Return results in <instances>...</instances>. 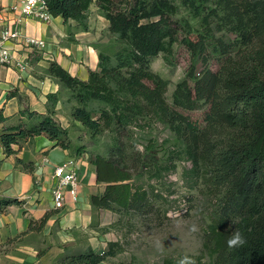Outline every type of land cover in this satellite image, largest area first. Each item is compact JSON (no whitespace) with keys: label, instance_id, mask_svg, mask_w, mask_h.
<instances>
[{"label":"trees","instance_id":"trees-1","mask_svg":"<svg viewBox=\"0 0 264 264\" xmlns=\"http://www.w3.org/2000/svg\"><path fill=\"white\" fill-rule=\"evenodd\" d=\"M46 1L52 15L64 21L74 19L82 29L87 28L89 7L95 3L120 42L112 54L98 50L97 68L89 69L85 80L50 60L45 71L78 102L71 117L98 132L137 123L153 112L174 136L161 154L153 138L130 153L115 139L106 154L87 157L97 182L104 183L89 195L90 225H98L100 208L162 222L167 218L168 198L161 193V179L186 159L190 164L183 166V176L203 185L216 201L202 232V250L211 258L209 264H264V0ZM181 6L199 25L185 21L189 24L180 41L192 61L167 103L163 96L167 79L153 71L149 61L159 52H171L176 27L169 15ZM210 58L219 62L215 69L208 65ZM197 61L202 63L199 70ZM56 94H48L49 99L54 100ZM92 100L104 104L97 117L88 107ZM191 110H201L200 118L191 117L187 112ZM5 119L0 107V121ZM38 134L69 148L68 130L50 108L45 113L22 110L16 124L1 129L0 143L9 155L15 152L14 143L21 146ZM76 153L81 149L76 148ZM15 162L24 170L34 168L24 157H16ZM143 175L148 181H139ZM22 201L2 197L0 210ZM48 214L31 219L29 229H40ZM235 230L244 235L246 243L230 249L227 239ZM116 245L117 240H108L101 251L86 246L58 258L62 264H100L116 252ZM165 263L174 264L171 260Z\"/></svg>","mask_w":264,"mask_h":264},{"label":"crops","instance_id":"crops-1","mask_svg":"<svg viewBox=\"0 0 264 264\" xmlns=\"http://www.w3.org/2000/svg\"><path fill=\"white\" fill-rule=\"evenodd\" d=\"M20 5L21 0H0V27L15 22L20 32L40 37L46 43L36 48L18 41L5 42L12 60L9 65L0 64V107L6 116L0 121V131L16 124L19 113L25 109L45 113L50 108L53 116L57 115L63 102V87L45 69L50 60H55L70 74L87 79L89 69H95L98 64L96 20H107L99 12L91 16L92 9L98 7L95 3L89 7L85 29L74 19L64 21L60 15H52L47 22L22 16ZM11 91L13 94H9ZM50 93L58 94L51 100ZM12 147L15 152L7 155L0 143V198L16 197L23 201L0 210V243H4L0 264H62L58 257L71 248L91 246L101 251L98 245L106 240L90 225L93 210L89 195L101 190L104 184L97 182L94 166L87 156L55 144L43 134L35 135L21 146L14 143ZM16 157L32 161L33 170L22 169L15 162ZM68 158L74 159L78 175L77 196L73 198L66 192L63 206L56 208L51 195L55 183L52 172ZM98 211L100 214L109 209ZM45 212L49 214L42 227L29 229L30 220H38ZM37 237L43 244L37 243ZM8 238L12 239L6 242ZM43 248L44 252L38 255V250Z\"/></svg>","mask_w":264,"mask_h":264},{"label":"rangeland","instance_id":"rangeland-1","mask_svg":"<svg viewBox=\"0 0 264 264\" xmlns=\"http://www.w3.org/2000/svg\"><path fill=\"white\" fill-rule=\"evenodd\" d=\"M95 12L100 13L98 7L92 9L91 16H95ZM100 15L104 17L101 13ZM169 16L172 25L176 27V40L172 44L171 52L168 54L159 52L149 61L150 68L167 79L163 93L167 103H171L172 90L192 61L188 49L180 40L187 24L190 23L193 27L199 25L184 6L179 7L176 13ZM96 25L99 29L95 46L97 54L99 49L112 54L120 46L116 34L110 31L108 20L103 22L96 20ZM218 63V60L214 58H210L208 61V65L212 69H215ZM201 66L202 63L197 61L196 70H199ZM61 96L63 102L54 117L58 122H63L61 124L68 130L69 148L73 151L80 148L81 153L87 157L96 153L106 154L108 147L113 144L115 139L121 142V145L129 148L128 152L130 153L133 147L142 148L148 138H153L158 144V149L160 148L159 154H161L162 147L173 140L174 136L169 126L153 112L142 116L137 123L118 125L113 129L105 127L98 132H92L81 122L71 117V110L78 102L70 91L63 88ZM103 105L98 100L88 103V107L94 110V117L98 116V110ZM187 112L191 117L200 118L201 110ZM162 142L164 145H161ZM189 164L186 159L180 160L176 169L161 179V193L168 198L167 218H163L162 222L143 220L136 215L117 214L110 210L100 212V214L98 211L99 223L93 227V230L101 234L106 242L108 239L118 242V245L115 246L116 252L113 255H108L100 264H166V260L178 264L185 254L191 255L196 264L210 263L211 258L202 250V232L210 221L216 201L208 190H204L203 185L192 183L189 176H183V166ZM139 181L146 182L148 179L143 175ZM36 241L39 245L42 242L40 237H37ZM106 242L99 243L98 249H105ZM81 249L84 248H71L65 252L73 253Z\"/></svg>","mask_w":264,"mask_h":264},{"label":"built area","instance_id":"built-area-1","mask_svg":"<svg viewBox=\"0 0 264 264\" xmlns=\"http://www.w3.org/2000/svg\"><path fill=\"white\" fill-rule=\"evenodd\" d=\"M19 9L22 16L45 22L49 21L52 17L46 0H21ZM7 41H18L36 48H42L46 43L40 37L20 32L15 22L6 23L0 27V64L9 65L12 60L10 50L5 44ZM52 177L55 179V183L51 187L54 207L59 208L63 206L66 192L73 198H76L79 181L73 158H68L58 163L53 169Z\"/></svg>","mask_w":264,"mask_h":264},{"label":"clouds","instance_id":"clouds-1","mask_svg":"<svg viewBox=\"0 0 264 264\" xmlns=\"http://www.w3.org/2000/svg\"><path fill=\"white\" fill-rule=\"evenodd\" d=\"M245 243H246V238L239 230L232 231L227 239V246L230 249L243 246ZM178 264H196V261L191 255L185 254L178 261Z\"/></svg>","mask_w":264,"mask_h":264}]
</instances>
